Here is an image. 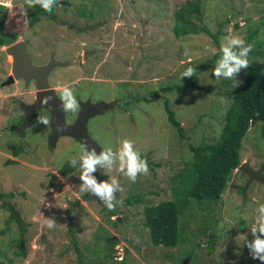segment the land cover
<instances>
[{
  "label": "rangeland",
  "instance_id": "rangeland-1",
  "mask_svg": "<svg viewBox=\"0 0 264 264\" xmlns=\"http://www.w3.org/2000/svg\"><path fill=\"white\" fill-rule=\"evenodd\" d=\"M3 1L0 3L8 6L23 5L34 18L45 12L39 5L28 7L25 0ZM195 2L61 0L51 12L46 11L56 19L42 16L34 28L21 36L23 41H32L35 51H51L54 45L56 59L71 64L57 69L50 79L52 88L67 87L73 92L79 107L68 110V115H76L80 101L87 99L92 104L115 102L114 110L105 109L88 123L91 138L102 149L111 147L115 151L128 139L136 151L161 166L155 165L153 170L148 166V174L138 176L135 183L118 166L111 171L99 168L93 174L98 182L116 178L122 188L115 194V209L110 211L97 197L79 191V169L68 177L58 174L79 157L83 150L80 142L63 139L57 147H49L50 127H44L40 121L27 129L25 138L16 133L22 126L18 120L9 119L12 101L3 99L19 86H5L0 92V122H4L0 124V191L14 194L8 201L27 229L21 247L18 223L12 221L8 228L11 214L0 201V264H175L172 258L181 263L193 252H198L200 263L193 261V257L191 264H261L252 259L244 236L249 242L254 239L250 228L255 223L256 209L264 204V184L254 185L244 202L243 184V197L233 188V184L244 180L237 170L215 211L208 209L204 213L195 207L194 212L200 217L210 215L211 211L212 215L197 224L187 222L186 247L153 246L145 226L147 206L173 199L172 179L192 159L190 147L220 137L225 112L232 101L225 96L228 90H241L251 68L264 62V52H258L247 57L249 67L235 78L216 79L211 73L216 65L213 59L220 53L214 38L239 36L235 34L236 27H244L247 19H260L264 14V0H201L203 16L193 17L192 22L196 21L199 29H207L213 36L206 32L176 36V14L195 8ZM81 11L86 16L80 15ZM90 13L95 16L88 17ZM240 35L246 38L245 32ZM252 40L255 45H264L261 33ZM189 67L195 69L194 75L181 78ZM0 69V79L4 80L6 72L1 61ZM225 81L230 84L228 89ZM180 86H187V91H179ZM63 89L56 90L59 98ZM166 102L185 129L183 139L169 122ZM256 125L245 138L241 158L243 163L248 161L253 168L262 169L264 136ZM15 151L20 152L16 155ZM149 191L152 194H145ZM137 193L146 195L143 202L128 204L127 199ZM46 219H53L55 227L49 228ZM244 221L247 224L241 226ZM71 224L80 254L69 233L73 229ZM199 231L207 233L210 239L218 236L212 255L208 254L205 242L200 250L187 255L191 242L206 238L204 234L197 237ZM115 237L117 244L113 247L110 239ZM120 251L124 254L122 262L115 257Z\"/></svg>",
  "mask_w": 264,
  "mask_h": 264
},
{
  "label": "trees",
  "instance_id": "trees-1",
  "mask_svg": "<svg viewBox=\"0 0 264 264\" xmlns=\"http://www.w3.org/2000/svg\"><path fill=\"white\" fill-rule=\"evenodd\" d=\"M61 0H57L53 3L52 8L60 5ZM68 2V1H66ZM201 0H196L193 4L195 8L188 9V11H180L176 14L177 25L175 27L176 36L185 35H198L202 32H206L209 36H213L207 29H199L197 22L193 21V17L203 16L200 14ZM67 6V3L63 4ZM26 12V15H25ZM85 11H81L80 15L86 16ZM42 16H50L52 19H56L47 12H41L40 16L35 18L28 14L26 8L23 5L20 6H0V49L4 46H8L9 41H17L19 36L26 34L34 26L40 22ZM95 16L90 13L88 17ZM229 22V21H228ZM226 22L225 24H227ZM184 25V26H182ZM245 28V29H244ZM253 29V30H251ZM236 35L241 36V33H246L245 46L252 45L250 54H259L258 52H264V45H255L254 39L258 33L264 36V14L260 15V19H247L246 26L241 28L236 27ZM221 34V33H220ZM217 46H221V38H214ZM8 44V45H7ZM264 55V54H263ZM262 55V56H263ZM221 58V52L216 55L213 61L217 62ZM211 61V62H213ZM194 78L193 80H195ZM241 90H228L227 95L232 99L230 107L225 112V124L221 132L220 137L214 142H204L200 146H191L190 151L192 152V159L186 161L184 169H180L178 173L173 177V199L165 202H161L156 206H147L145 208V226L149 229L150 238L153 246L155 247H166V248H183L186 247L187 240L184 238V233L188 223H200L201 221L208 220V217L212 215H197L195 213V207L197 206L200 211L206 212L208 209L216 210L223 201L224 192L228 188L229 180L235 170H237L243 162L241 158V151L245 138L250 132L252 122L259 117L256 122L255 128H259L264 136V62L257 64L251 68L249 73L243 82ZM225 87L230 85L229 82L225 81ZM168 88L166 90H170ZM178 90L181 92L187 91V86H180ZM224 95V91L219 90ZM165 108L169 113V122L179 132V136L185 138V129L181 122L175 118V114L170 111L168 103H165ZM20 150V148L18 149ZM20 151H15L18 155ZM143 159L148 160V166L151 170L161 164H155L149 160V156L141 155ZM12 163V160L8 161ZM79 168L71 166V163H67L63 168L59 170V175L68 177L74 174ZM244 187V186H243ZM233 188L240 192L243 188L239 183L233 184ZM145 194H152L151 191ZM145 194L137 193L127 199L128 204H140L146 197ZM14 194H3L0 191V201L2 206L8 212L10 217L7 220L8 228L10 222L16 221L20 229V242L22 246L26 241V226L24 220L19 215V212L11 204L10 201L13 199ZM243 197V195H242ZM214 208H213V207ZM216 207V208H215ZM112 215L111 217H113ZM192 216V217H191ZM192 220V221H191ZM242 222L241 226H244ZM71 226V225H70ZM73 226V225H72ZM208 231V230H207ZM72 236L74 247L78 249L79 244L75 237L74 227L69 232ZM200 234H204L199 231L197 237ZM208 237V234H204ZM217 238H213L211 241H205L209 246V253L212 255L215 249V243ZM112 242V241H110ZM113 247L117 242L113 241ZM184 244V245H183ZM202 248L201 243L198 241L191 242L189 244V251L187 255L191 254L193 250H200ZM1 251V250H0ZM114 251V249H113ZM77 252V253H78ZM80 254V252H79ZM197 259L200 263L198 252L194 254L193 261ZM175 264H182L178 259L172 258Z\"/></svg>",
  "mask_w": 264,
  "mask_h": 264
},
{
  "label": "clouds",
  "instance_id": "clouds-1",
  "mask_svg": "<svg viewBox=\"0 0 264 264\" xmlns=\"http://www.w3.org/2000/svg\"><path fill=\"white\" fill-rule=\"evenodd\" d=\"M56 2L57 0H25L28 7L39 5L42 9L48 12L52 11V5ZM64 3L65 2L63 1L62 4ZM19 38H21V36H19ZM251 50L252 46H245L244 40L239 36L223 37L220 46L221 58L211 70L212 76L216 79L235 78L242 69H247L249 67L247 57ZM194 73L195 69L189 67L181 74V78H191ZM60 98L62 101V107L66 111H75L79 107L73 92L67 87H64ZM48 102L49 98L47 97L42 101L45 105ZM40 122L45 125L48 124L47 119L41 118ZM78 161L80 162L78 168L80 172L79 179L82 182L79 191L97 197L110 211L115 209L117 203L115 194L118 191H122V188L116 178L98 182L96 176L93 175L97 172V169L101 168L104 169V171H111L118 166L119 171L133 183L136 182L138 176L147 175L149 172L146 159L141 157V154L134 149L133 142L128 139L123 140L117 150L114 151L111 147H105L99 155L96 154L95 148L89 150V148L85 146L79 157L71 160V166L76 168ZM237 172H241L239 168L237 169ZM256 212L255 223L250 228L254 239L250 242L247 241L245 236L244 239L252 259H258L261 261V264H264V238H262L264 237V204L260 205L256 209ZM215 216H217L216 213ZM46 223L49 228L55 227L56 225L53 219H46ZM215 238L218 240V236L214 237V239ZM211 240H213V238L210 239L206 237L205 239H201L200 243L203 244L205 241L209 242ZM122 254L123 251H120L115 255V257L118 256V259L121 262L124 258V254ZM194 254L195 252L191 255V261ZM183 261L181 262L182 264Z\"/></svg>",
  "mask_w": 264,
  "mask_h": 264
},
{
  "label": "water",
  "instance_id": "water-1",
  "mask_svg": "<svg viewBox=\"0 0 264 264\" xmlns=\"http://www.w3.org/2000/svg\"><path fill=\"white\" fill-rule=\"evenodd\" d=\"M23 41V40H21ZM20 52L21 58L17 59L16 53ZM6 53H8L13 59V73L16 80H22L23 82L34 84L36 89V96L37 100L35 104L30 107V115L28 114L26 117L25 124L17 130V132L22 133L24 136L25 134V127L27 128L30 124V120L36 113L35 110H38V108L42 107L47 109L51 113V120H50V127L53 129V136H52V145H55V142L60 137H70L73 139H80L84 143V147L86 146L91 150L92 148L102 150L100 145L94 141L90 134L88 129V123L91 118H95L96 114L93 112H90L88 105L89 102L86 104H82L80 107L82 109L81 113L79 114L78 118L74 122V124L70 125L66 122L67 117V111L63 109L62 107V101L57 95V92L55 89L52 88V85L50 84L49 77L52 72V70L56 68H61L65 66L71 65L70 63H63L61 61H57L55 55L53 54L50 61L41 66H36L33 62V59L31 57V54L28 51V46L24 42H19L17 44H14L6 49L4 52V57H6ZM187 61V59H184ZM29 69L33 75H23L20 74V71ZM12 75V77H14ZM12 77H9L10 79L5 83L4 86H10L13 83H15V79ZM49 98V102L45 105L42 103V101L45 98ZM29 111V109H26ZM30 116V117H29ZM30 118V119H29ZM259 120V117L255 119L252 122V127L256 124V122ZM239 170L247 175L249 177V182L245 186L244 194L246 195V191L249 188V186L254 182H259L261 184H264V177L262 176V172L264 170V167L260 171L254 170L249 162H244L240 167ZM117 238L111 239L112 241H116ZM191 256L186 258L183 261V264H190Z\"/></svg>",
  "mask_w": 264,
  "mask_h": 264
},
{
  "label": "flooded vegetation",
  "instance_id": "flooded-vegetation-1",
  "mask_svg": "<svg viewBox=\"0 0 264 264\" xmlns=\"http://www.w3.org/2000/svg\"><path fill=\"white\" fill-rule=\"evenodd\" d=\"M2 2H4V1L2 0ZM1 5H4V3H0V6ZM21 40H23V39L18 38L17 41H9L10 44L9 45L7 44L8 46H4V47H2L0 49V58H1V55L3 56V59H0L1 66H2V69H4L5 72H6V75L4 74L5 75V79L4 80L0 79V83H1V85H0V92H2L1 89L5 88V86H4L5 85V82L10 79L9 77H12V75L14 76V74H12L13 73V69H14V67H13L14 59L8 53H6V57H4V55H3L4 52L6 51V49L8 47H10V46H12L14 44H17L19 42L26 43L27 46H28V51L31 54V57L33 59V62H34V64L36 66H41V65L47 64L50 61V59H51V57H52L53 54L56 57V51H55V46L54 45L52 46L51 51H47V52L46 51L45 52L43 51L42 52V51H39L40 49L35 51L34 50V44L32 43V41H26V40L25 41H21ZM76 47H78V45H76ZM38 51H39V54H38ZM16 55H17V59L18 58L19 59L21 58L20 52L16 53ZM40 56H42V57H40ZM10 57H11V59H10ZM4 62L7 63L6 66H5V68H3ZM57 69H59V68H56V69L52 70V72L50 74V77H49V81H50L52 75L57 72ZM0 71H1V69H0ZM20 74L30 75V76L33 75L29 69H25V70L20 71ZM12 78L15 79V76L12 77ZM15 81L16 82L13 83L12 86H14V85L19 86V88L17 89L18 92L16 90V91H12L10 93H7V95L4 96L3 101H6V102L8 100L12 101V105H10V106H11V110H13V111H12V116H10L9 119L18 120L20 122V125L23 126L25 124V122H26L27 115L28 114L30 115V107H32L35 104L36 100H37L36 89H35L34 84H30V82L29 83H26V82H23L22 80H16V79H15ZM12 86H9V87H12ZM1 96L2 95H0V97ZM88 100L89 99L85 100V102L87 103ZM14 101H15V103H13ZM85 102L84 101H80V103H79L80 106L82 104H85ZM109 104L107 105V103H105V102H101V103H98V104H95V103L92 104V101L89 100V105H88L87 108H89V110H91L90 112H92V113L94 112L96 114V117H97L98 115L103 114V111L105 109L106 110H109V109L110 110L111 109L114 110V108H115V102L114 103H110L109 102ZM26 109H29V111H27ZM81 111H82V109L80 107L79 112L76 115L73 114V113H70L68 115V112H67L66 122L68 124H70V125L74 124V122L78 118V116L81 113ZM35 112L36 113L34 114V116L32 117V119L30 120V124L28 125L27 128L25 127V133H24L25 135L23 136L24 138L27 137V135H26L27 134V129H29L34 124V122L37 123V121H40L41 118L47 119L48 120V126L50 127L51 113L47 109L42 108V107L38 108V110H35ZM0 124L3 125L4 122H0ZM43 126L45 127V124H43ZM2 132H3V130H2ZM16 133H18V132H16ZM52 136H53V129L50 127V133H49V137H48V145H49V147H52L53 146L52 145ZM63 139H67V141H69L68 139H72L74 141L80 142L81 145H82V148H84V143L80 139H73V138H70V137H60V138H58V140L55 142V145L53 147H57V145L60 142H63ZM16 150H18V149H16ZM95 150H96V154L97 155H99L100 152L102 151V150H99V149H95ZM250 166H251V164H250ZM98 169H97V171H99L101 168L99 170ZM253 169L256 170V171H260L263 168L261 169V167H259V168H255L254 167ZM238 173L241 174L242 177L244 178L243 183H239V184L240 185L243 184V186L245 187L248 184V182H249V177L247 175H245L244 173H242V172H238ZM262 176L264 177V170L262 172ZM257 184H261V183L254 181L249 186V188L247 190V193H246V198H245L244 202L247 199L248 191L254 185H257ZM242 191H243V189L240 192H238L239 195H242L243 194Z\"/></svg>",
  "mask_w": 264,
  "mask_h": 264
},
{
  "label": "crops",
  "instance_id": "crops-1",
  "mask_svg": "<svg viewBox=\"0 0 264 264\" xmlns=\"http://www.w3.org/2000/svg\"><path fill=\"white\" fill-rule=\"evenodd\" d=\"M63 88L56 87V90H62Z\"/></svg>",
  "mask_w": 264,
  "mask_h": 264
}]
</instances>
